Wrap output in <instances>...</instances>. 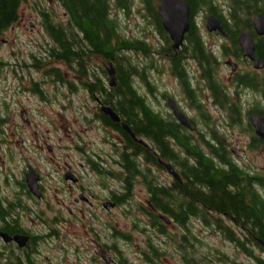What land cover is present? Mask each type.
Segmentation results:
<instances>
[{"label": "rangeland", "instance_id": "1", "mask_svg": "<svg viewBox=\"0 0 264 264\" xmlns=\"http://www.w3.org/2000/svg\"><path fill=\"white\" fill-rule=\"evenodd\" d=\"M215 1L225 8L229 3V0ZM152 2L153 5H156L158 0H152ZM127 4L130 5L129 13L120 12L115 17L120 26V31L124 32L122 34L128 40L146 41L151 46V52L148 55L138 54L131 57L132 60L135 58L141 70H146L145 72L154 87L151 93L145 83H138L137 89L140 91V95L145 98L155 113H160L168 118L171 109L166 105L167 100L164 95L167 94L178 103L185 114L198 122L200 131H205L204 126L201 124L203 122L201 113L190 107V103L182 94L177 82L165 73V71L169 72V68L163 63V59L159 58L158 52L159 50L167 51L168 48L161 44L157 32L150 26L153 20L148 14L146 4L143 5V0H127ZM33 5V3L25 5L21 12L20 21L13 29L0 37V61L5 63L0 68V159L4 160L3 164L0 162V168L9 172V165L11 164L9 159L11 156L14 158L15 167L13 165L12 170L13 177L16 180L11 189L17 193L15 199L20 205L18 214L21 216V225L43 239V244L39 247L41 253L38 256L39 264H97L91 262L96 248L91 239L94 238L101 243L105 241L104 238L109 240L110 237L107 235L105 226L106 219L102 218V220L92 221V223L90 217H84L83 221L76 219L75 214H78L79 208L73 206V196H71L72 193L75 195L76 191L69 190V184L64 182L48 163L49 158L54 156L59 158L63 155V152L56 150L53 155H50L46 150L41 151L39 146L41 149L42 147L45 148L46 145L41 143L45 141L54 148L58 145L69 147V150L65 151V155L70 154L71 159L76 163L75 167L77 169L79 168L78 164L84 162L72 150L76 143L85 142V146L82 145V147L84 149L88 148L94 154L105 153L104 155H108V147L103 143L100 133L97 132L99 129L98 124L97 128H93V123L91 128H88L91 125L89 121L95 108L87 92L80 86L82 84L80 79L76 78L70 69L62 64L56 66L61 68L62 80L64 79L67 82L66 85L58 84L57 78H46L45 74L51 68L49 65L45 68L30 69L33 64L32 58L46 57V51L53 47L50 44V38L42 28L43 19L39 14H35ZM40 8L59 23L66 19L64 8L56 0H42ZM113 10H116V8ZM30 14H33L32 19L29 17ZM202 17H204L203 14L195 19L199 25L203 24ZM121 58L125 59V54H122ZM31 78H33V85L30 84ZM36 83H39L38 88H41V90L42 85L46 84L43 87L42 97L35 95ZM25 86L28 87L27 90ZM203 99L206 101V109L204 104L202 109L205 111L206 116L210 115L212 120L210 130L214 131L218 137L225 138L229 150L237 149L241 152L240 157H236L232 153L234 163L243 169L260 174L258 176L264 177V146H260L258 149L251 147L250 142L254 134L251 135L247 131L246 112L242 113L241 120L235 124L229 113L220 111L212 102L207 100V97H203ZM258 103L259 107L257 106V108L264 112V102ZM24 109L27 110L31 125H27V122L23 120L22 111ZM5 120L7 122L13 121L11 127H8ZM31 133L33 134L31 135ZM193 140L206 154L209 153L198 134H194ZM32 143L34 144V153ZM23 148L25 150L28 148L26 155H24ZM90 151L88 153H92ZM30 156L34 159L33 163L43 176L44 201H29L23 194L19 193V182L23 178L27 157ZM86 172H88V169L82 170V173ZM94 178L91 173L89 176L83 177L86 190L89 188L98 190L95 187ZM1 179L2 176L0 175V184ZM255 190L264 197V188L256 185ZM2 192H6V190H0V194ZM3 194L11 195L10 191ZM147 198L148 195L144 191V187L139 184L136 185L132 205H125V209L115 210L112 213L111 220L120 233L125 227V235L132 234V240L124 243L121 235L115 234L114 241L110 238L107 243L117 246L118 250H124L125 257L131 262L147 264L145 258L142 259L141 254L146 249L148 236L153 234L155 242H158L156 245L165 252L164 256L161 257V262H166L165 264H185L181 260L177 245L168 244V240L164 237L157 236L149 231L146 228L149 224V218L145 216L144 212L138 213L136 211L138 206L146 210L152 209L148 206L149 200ZM84 209L87 210V208ZM124 212L125 220L123 218ZM98 214L103 216L101 212ZM134 222L139 223V232L137 233L133 232ZM192 226L193 232L201 239L198 249L207 254H210L212 249L223 252L229 256L225 264H232L231 262L251 263L248 258L237 251L232 243L226 241L214 229L205 227L195 221L192 222ZM90 228H93V231L95 230V235H98L99 238L94 235V232L92 233ZM168 231L173 234H180V230L175 226L170 227ZM91 243L94 245H91ZM104 244L106 242H103ZM2 248L3 242L0 240V250ZM87 248H91L92 251L89 250L86 253ZM116 257L113 256V258Z\"/></svg>", "mask_w": 264, "mask_h": 264}, {"label": "trees", "instance_id": "2", "mask_svg": "<svg viewBox=\"0 0 264 264\" xmlns=\"http://www.w3.org/2000/svg\"><path fill=\"white\" fill-rule=\"evenodd\" d=\"M56 1L71 16V22L65 30L60 28V23L54 17L40 8L42 0H0V37L20 21L24 6L33 3V10L36 12L35 14L42 17V28L50 38V44L53 45L46 51L48 62H45L43 66H38V62L34 65L37 69L51 66L45 74L46 77L57 78L58 84L66 85L67 82L62 80L61 68L56 66L62 64L67 66L76 78L80 79L82 88L88 91L95 88L102 89L100 85L97 87L92 85L95 77L92 63L94 58L99 56L105 59L113 58L119 77V84L110 96L114 106L125 117V122L137 136H142L141 138L149 141V146L153 151H157L163 160L177 163V167L181 170L186 181L183 186L176 184L174 189L158 185L152 171L142 169L138 164L137 156L147 151L136 145L125 133L127 139L125 205H132L136 185L139 184L148 189L152 209L146 210L138 206L136 211L144 212L145 216L149 218V224L146 226L149 231L164 237L168 240V244L177 245L181 260L185 264H225L229 259V256L219 250L212 249L210 254H207L198 249L201 239L193 232V221L214 229L226 241L232 243L237 251L248 258L250 264H264V197L253 188V180L245 177L234 163L227 145H224L218 138L214 137L213 140L205 142L210 152L209 155L206 154L194 141L191 143L184 135H180L179 129L175 128L173 124L156 114L145 98L140 95V91L137 89L138 83H145L151 93L154 87L145 72L146 70H141L135 58L132 60L131 57L138 54L148 55L151 52V46L146 41L128 40L126 37L125 40L123 39L122 33L124 32L120 31L117 19L110 17L112 0ZM116 1L117 7L128 14L130 5L127 4V0L125 2L124 0ZM189 1L193 9L208 7V4L210 5L212 2L211 0ZM237 1H234L231 7L238 11L243 18H250L257 14L264 15V0ZM145 4L148 14L153 19L152 26L154 27L153 23L155 22L158 31L162 34L156 13L157 4L153 5L152 0H145ZM163 37L166 40L164 34ZM193 37L196 44L201 45L199 39H196L195 35ZM190 42L192 44L193 41L190 39ZM196 44L191 45L192 50L190 51L198 55V46L195 49ZM200 48L201 51L202 46ZM122 54H125V59L121 58ZM206 54L212 56L210 52ZM4 64L0 61V68ZM180 66V63L175 65L176 73L179 72ZM37 89L38 85L35 86V93L38 92ZM225 100L227 101V98L223 97L221 103L224 104ZM228 112L235 124L241 120L238 111L232 109ZM258 112L264 115L263 110L258 109ZM200 113L202 117L205 115L204 112L200 111ZM203 120L206 123L208 121L205 117ZM170 140L177 142V146L186 158H182L180 151H175ZM260 143L261 141L258 140L251 147L258 149L262 144ZM146 161L153 162L149 155ZM154 163L156 164L155 161ZM256 181L259 186L264 188V177L258 176ZM209 212L215 213L217 219L209 217ZM11 215L13 214L12 211L10 213V210L0 213L3 218H8ZM159 215L168 218L172 225L180 230V234L169 232V227ZM228 218H234L235 222L229 224ZM133 232H139L138 222L133 223ZM130 240H132V234L125 235V241ZM156 244L158 242H155L153 234L148 236L146 249L141 254L147 264L166 263L161 262L164 250ZM19 253L15 254V258L12 256V263L9 261L5 264H34L28 255H23L21 257L23 260H21L18 257ZM122 264L135 263L125 257V262Z\"/></svg>", "mask_w": 264, "mask_h": 264}, {"label": "flooded vegetation", "instance_id": "3", "mask_svg": "<svg viewBox=\"0 0 264 264\" xmlns=\"http://www.w3.org/2000/svg\"><path fill=\"white\" fill-rule=\"evenodd\" d=\"M185 1L190 8V25L189 30L185 34L184 40L179 48H174L175 43L171 39L169 33L166 31L163 24V19L159 14V7L161 6L163 0H158L156 8L162 34H160V31H158V27L155 22L153 23L154 27L150 25L155 29V32H157L161 44L168 48L167 51L159 50L158 52L159 58L163 59V63L169 68L170 73L167 71H165V73L169 74L170 78L177 82L182 94L185 95L187 102L190 103V107L196 111L205 113V111L202 109L203 104L204 108L206 105V101L203 99V97H207V100L212 102L216 108H218L220 111H225L227 114L229 113V110L233 109V111H238L241 118L242 113L246 112L245 114L248 120L247 131L251 135L254 134L250 144L257 143V141L260 140L262 143H260V146H264V136L262 137L257 135V131L251 121L254 115H259L260 117L264 118V115L259 113L257 109L258 102H264V35L258 36L254 27L255 18L262 14H257L250 18H243L238 11L233 10L231 7V4L237 0H229L226 8L220 4H217L215 0H211L212 2H210V5L208 4V7H196L194 9L191 6L189 0ZM143 3V5H145V0H143ZM114 7L116 10H113L115 9ZM64 11V17L66 19L60 22V28L62 30H65L66 26L69 24V22H71V16L69 12L66 11L65 8ZM120 12L125 13L124 10H120L119 7H117V1L113 0L110 8L111 19L117 17ZM201 14H203L205 19L202 17L203 24L199 25L195 19H198ZM29 17L32 19L33 15L30 14ZM210 17L221 23L224 33L219 31H209L208 20ZM244 33L252 34L254 36V56L263 64L261 69L255 68V62L250 58L245 57L243 54L240 45V37ZM163 34L166 40H164ZM194 35L196 36V39H199L201 45L196 44L193 37ZM123 39L125 40V36H123ZM190 39L193 41L192 44H196L195 49H197L198 46V55H195L192 51H190L192 50ZM201 46L202 50L200 51L199 49H201ZM205 52H210L212 56H207ZM31 60H33V64L32 68L30 69H37V67H34L35 63L37 62L38 66H43V64L48 61L47 57L45 56L34 57ZM114 62L115 61L113 58L105 59L102 56L95 57L92 63V65L95 63V66H92L95 69V77L93 84H91L95 85V87L100 85L102 89L95 88L88 91L83 88L84 91L87 92V95L90 97V100L95 108L93 109L94 113L92 118L90 117L89 121L91 125L90 127L88 126V128H91L92 123L93 128H97L98 124L99 129L97 132L100 133L103 143L108 147V155H104L105 153L94 154L93 151H90L88 148L84 149L82 145L85 146V142L80 141V143H76L75 147L72 148V150H74L79 158L84 162L79 163V168L77 169L75 167L76 163L73 162L70 154L65 155V151H68L69 147L58 145L54 148V146L43 141L45 143H41L46 145V147H42L41 149L39 146V149L41 151L46 150L50 155H53L56 150L63 152V155L59 158H56L55 156L49 158L48 163L52 167L53 171L56 172L64 182L69 184V190L76 191L75 195L73 193L71 194V196H73V206L79 208L78 214H75L76 219L83 221L84 217H90L92 223V221L102 220V218H104L106 219L105 226L107 228V235H109L113 241L115 234L121 235V238L125 243V227L123 228L122 233H120L111 222L112 213L115 210L121 208L125 209V150L127 149V139L125 137V133L135 142L136 145L141 146L147 151L146 153L143 152L137 156V159L139 160L138 164L141 165L142 169L148 170L149 172L152 171L156 177L154 179L158 185L164 186L165 188L174 189L176 184L183 186L186 181L183 178L181 170L178 169L177 163L163 160L157 151H153L151 149L149 146V141L145 138H141L142 136H137L132 128L125 122V117L119 113V111H117L113 101L110 99L111 93L119 84L118 72L114 66ZM179 63L181 66L178 69L179 72L176 73L175 65ZM37 72L39 73V71ZM112 75L115 78L114 86H112ZM30 84H34L33 78L30 79ZM38 84L36 83L35 86ZM44 85L46 84L42 85V90L41 88L37 89L38 92H36L37 94L35 93V95H39L41 93L43 94ZM25 87L27 90L28 87ZM164 97L167 100L166 105L169 109H171L169 101L173 100L180 112L190 122L191 128L183 125L177 119L172 109L170 110L171 113L169 112L170 116L168 118L161 115L160 113H156L166 119L169 123L173 124L175 128L179 129L180 135H184L187 140L192 143L193 141L195 142V140H193L194 134H198L200 140L207 149L208 147L206 146L205 142L213 140L214 137L218 138L222 143H224V145L227 144L225 142V138L218 137L214 131L210 130V126L212 125L210 115L206 116L205 114L203 116V118L205 117L208 121L206 123L205 120H203L201 124L204 126L205 131H200L199 125L197 124L198 122L185 114L173 98L169 97L167 94L164 95ZM223 97L227 98V101L225 100L224 104L221 103ZM238 108L240 109L238 110ZM22 112L24 122H27V125H31L27 110L24 109ZM111 113L115 114L118 121L113 119ZM228 119H230V117H228ZM5 122L7 121L5 120ZM12 122H7L8 127L12 124ZM125 124L131 128L132 132L136 136V139L142 141L143 143H139L131 136V134L125 131ZM16 130L18 129L16 128ZM32 134L33 133H31V135ZM66 135L69 136L68 133H66ZM170 142L175 151H180L182 153V158H186L185 154L177 146V142L173 140H170ZM32 150L34 153L33 143ZM23 151L24 155H26L28 148L27 150L23 148ZM89 151L92 153H88ZM232 153L236 157L241 156V152L237 149H232L231 154ZM207 154L209 155L210 152ZM148 155L152 158L153 162L146 161ZM13 161L14 158L11 156L9 159V162L11 163L9 165V172L0 168V175L2 176L0 190H6V192H2V194H0V213L10 210V213L12 211L13 214L8 218L5 216V218L0 216V240L3 242V248L0 250L1 264H5L9 261L12 263V256L15 258V254H17V252H20L18 256L20 259L23 257V255H28L34 264H39L38 256L41 254L39 247L43 244V239L37 235H34L33 232H30L27 228L21 225V216L17 214V210L20 205L17 199H15L17 193L11 189L14 181L16 180L13 177L12 167L13 165L15 167V163ZM33 161L34 159L31 156L27 157L25 162L27 165L24 169L23 178H21L22 180L19 182V193L23 194V196H25L29 201H44L45 191L43 188V176ZM0 162L3 164L4 160L1 158ZM60 164L64 165L61 166ZM166 165L170 166L179 175L180 180L175 178L170 173V171L166 168ZM239 168L247 179L251 181L253 180V188H255V186L258 185L256 181L258 179V175L256 172L252 170L249 171L241 167ZM84 169H88V172L82 173V170ZM90 173L95 177L94 184L98 190L93 188L86 190L87 188L84 186L83 177L89 176ZM33 180H35L38 185L37 195H35L30 188V183L32 185ZM9 191L11 194L10 196L3 194ZM144 191H146L148 195V206L152 208L153 206L150 201V195L148 193L149 191L145 187ZM84 208H87V210ZM99 212H101L103 216H100L98 214ZM159 216L162 219L163 215ZM208 216L217 219V215L215 213L209 212ZM123 218L125 220V212ZM228 220L230 224L235 222L234 218H228ZM164 223L169 228L173 226L169 219L168 222L165 221ZM92 229L93 228H90L92 233L94 232L95 235V230L93 231ZM18 236L28 237L24 247H20L18 242L15 240V238ZM95 236L98 237V235ZM91 240L96 246L94 250V258L91 260L92 263L101 264L102 262V264H108L106 263L107 260H111L109 264H122V262H125V251L118 250V247L113 244L109 245L107 243L109 240L106 238H104L105 241H103L106 242L104 245L103 242L101 243L94 238ZM92 244L93 243H91V245ZM89 250L92 251L91 248H87L85 250L86 253L89 252ZM106 256L112 258H107ZM113 256L117 257L113 258ZM120 257L122 259H119ZM21 260H23V258ZM43 260L45 259L43 258Z\"/></svg>", "mask_w": 264, "mask_h": 264}, {"label": "water", "instance_id": "4", "mask_svg": "<svg viewBox=\"0 0 264 264\" xmlns=\"http://www.w3.org/2000/svg\"><path fill=\"white\" fill-rule=\"evenodd\" d=\"M159 14L163 19V24L166 31L171 36V39L174 41L175 46L174 48L177 49L180 47L184 40L185 34L189 30L190 25V8L187 5L185 0H163L161 6L159 7ZM254 27L255 31L258 36L264 35V16L258 15L254 20ZM208 29L210 32L219 31L224 33L223 27L221 23L214 18L210 17L208 20ZM240 45L245 57L250 58L255 62V68L261 69L263 64L256 59L254 56L255 52V41L254 36L252 34L244 33L240 37ZM112 86L115 84V78L112 75ZM169 105L173 110L177 119L186 127L191 128L189 120L180 112L177 105L173 100L169 101ZM114 120L118 121L115 114L111 113ZM253 126L257 131V135L264 136V118L260 117L259 115H254L251 119ZM125 131L131 136L136 139L135 134L132 132L131 128L125 124ZM139 143H143L142 141L137 140ZM166 168L170 171V173L177 179L180 180L179 175L168 165ZM30 183V182H29ZM30 188L32 189L33 193L37 195L38 192V185L35 180H33V184L30 183ZM163 220L168 222L166 217H162ZM18 242L20 247H24L28 240V237L18 236L15 238ZM264 246V244H263ZM111 261V260H110ZM110 261H106V263H110Z\"/></svg>", "mask_w": 264, "mask_h": 264}]
</instances>
